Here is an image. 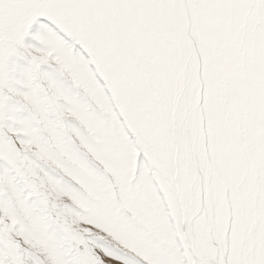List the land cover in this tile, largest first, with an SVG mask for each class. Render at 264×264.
<instances>
[{
    "label": "snow or ice",
    "instance_id": "6c2138e0",
    "mask_svg": "<svg viewBox=\"0 0 264 264\" xmlns=\"http://www.w3.org/2000/svg\"><path fill=\"white\" fill-rule=\"evenodd\" d=\"M0 264H264V0H0Z\"/></svg>",
    "mask_w": 264,
    "mask_h": 264
}]
</instances>
